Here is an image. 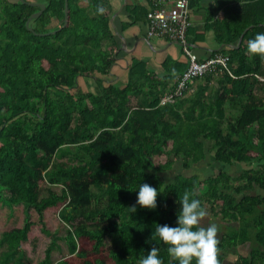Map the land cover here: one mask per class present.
<instances>
[{
	"label": "trees",
	"instance_id": "16d2710c",
	"mask_svg": "<svg viewBox=\"0 0 264 264\" xmlns=\"http://www.w3.org/2000/svg\"><path fill=\"white\" fill-rule=\"evenodd\" d=\"M42 1L30 31L26 22L39 8L0 0V195L5 191L6 202L25 215L22 226L1 234L0 264H32L23 248L31 210L50 237L36 264H72L52 261L60 238L43 220L56 206L68 255L78 264H139L152 246L163 264H179L155 223L176 222L185 190L229 224L218 239L220 264L244 244L248 254L231 264H264V56L247 51L249 38L264 32V0H238L214 27L218 42L229 46L220 52L232 76L207 73L190 93L164 104L177 84L171 72L159 78L139 61L122 86L99 78L116 60L109 0H68L65 26V1ZM53 19L59 25L50 28ZM79 77L94 79L96 91L80 89ZM208 155L221 166L213 176L161 177L174 163L189 169ZM161 156L165 161L154 164ZM236 164L246 167L231 176L227 167ZM144 182L161 191L155 209L136 204ZM82 240L89 251L79 248Z\"/></svg>",
	"mask_w": 264,
	"mask_h": 264
},
{
	"label": "crops",
	"instance_id": "0c3cea01",
	"mask_svg": "<svg viewBox=\"0 0 264 264\" xmlns=\"http://www.w3.org/2000/svg\"><path fill=\"white\" fill-rule=\"evenodd\" d=\"M29 1L44 4L42 0ZM236 2L238 0H216L215 3L212 0H192L187 43L198 60L207 59L213 53H224L220 51L229 48L218 42L214 27L217 22H222L229 16L231 9L237 5ZM133 8L140 9L134 17L131 14ZM147 10L148 0H109L110 23L115 34L117 50L116 60L109 73L99 75L102 82L124 85L130 67L139 61L144 62L159 78L171 72L173 75L170 76L174 77L172 82H176L180 74L186 70L188 57L183 53L180 44L147 36L145 16ZM50 25L54 28L59 22L53 19ZM241 39L242 37L235 47H238ZM105 76L108 80H105ZM90 79L79 77L77 82H90Z\"/></svg>",
	"mask_w": 264,
	"mask_h": 264
},
{
	"label": "clouds",
	"instance_id": "9594fccd",
	"mask_svg": "<svg viewBox=\"0 0 264 264\" xmlns=\"http://www.w3.org/2000/svg\"><path fill=\"white\" fill-rule=\"evenodd\" d=\"M98 11L103 13L105 8L100 5ZM247 51L264 56V32H257L249 38ZM136 189V204L150 209L157 207V196L161 192L159 188L144 182L139 183ZM178 203L180 207L174 224L155 223V234L167 244L169 255L176 258L179 264H191L194 258L196 264H220L217 237L219 226L216 223L207 226L201 224V219L208 214L206 207L188 190L184 191L182 197H178ZM135 207V204L132 205L133 211ZM159 251L158 247L152 246L146 255L139 258V264H163Z\"/></svg>",
	"mask_w": 264,
	"mask_h": 264
},
{
	"label": "rangeland",
	"instance_id": "374dc122",
	"mask_svg": "<svg viewBox=\"0 0 264 264\" xmlns=\"http://www.w3.org/2000/svg\"><path fill=\"white\" fill-rule=\"evenodd\" d=\"M54 22V21H53ZM50 28H53V25H50ZM99 76V75H98ZM103 77V76H102ZM105 80H108V77H104ZM108 82H106L107 84ZM78 86L80 89L85 91H96V82L94 79H90V82H78ZM213 87H216L215 82L212 83ZM191 89V88H190ZM190 93V92H188ZM64 159H60L62 161ZM165 161V156L161 157H154L153 163L158 164ZM221 166L215 162L210 155L207 156V158L204 161H201L199 163H196L195 165H192L189 169L182 168L180 162L174 163L173 166L169 171L162 174L161 177L166 180L170 181L176 174H182L185 176L190 175H198L201 179L207 178L209 176H213L217 173L218 168ZM246 166L244 164H236L230 167H227L228 173L231 176L237 175L242 168H245ZM56 191H59L58 187H55ZM7 194L6 192H2L0 195V236L4 231H9L15 227L22 226L23 219L25 218L22 206H12L6 202ZM205 207L208 211V214L201 219V224L203 226H207L210 223H216L219 226V231L217 233V237L221 236V233L223 232L224 228L226 226H229L226 221H223L220 216H214L211 213V209L209 205L205 204ZM59 207H52L47 209L44 212V223L46 228L51 232L54 233L58 238L57 240V247L52 252V261H57L61 258L66 257L72 264H78L79 259H77L73 255H68L67 247L65 244V241L63 240V237L66 234L67 226L65 223H63L59 216ZM31 220L34 222V225L32 226L30 233L28 234V241L23 244V248L25 249V252L29 259L31 260L32 264H36L38 261L44 258L45 250L47 246L50 243V237L46 234H44L41 231V227L38 223L37 215L36 213L31 210ZM79 248H82L86 251L90 250V245L88 242L82 240L78 242ZM249 244H244L242 246H239L236 249H231L226 254V259L224 264H231L234 262L235 258L238 257V255H247L249 252ZM5 249L0 246V255L4 253ZM92 255L89 254V257Z\"/></svg>",
	"mask_w": 264,
	"mask_h": 264
},
{
	"label": "built area",
	"instance_id": "2783aa9c",
	"mask_svg": "<svg viewBox=\"0 0 264 264\" xmlns=\"http://www.w3.org/2000/svg\"><path fill=\"white\" fill-rule=\"evenodd\" d=\"M192 0H148L146 13L147 36L163 38L181 45L183 53L188 57V66L177 79L173 92L164 95L161 103L172 102L176 97L191 92L194 80L207 73H227L229 57L214 54L207 59L198 60L187 43V30L190 26L189 12Z\"/></svg>",
	"mask_w": 264,
	"mask_h": 264
},
{
	"label": "water",
	"instance_id": "95a60500",
	"mask_svg": "<svg viewBox=\"0 0 264 264\" xmlns=\"http://www.w3.org/2000/svg\"><path fill=\"white\" fill-rule=\"evenodd\" d=\"M14 1H18L20 3H25L27 5L39 8V10L37 12H35L34 14H32L28 18V20L26 22V28L29 29L30 31H32V29H31V27L29 25L30 21L35 19V18H37V17H39L42 14V12L45 9V5L42 4V3L30 2V1H27V0H14ZM64 1L65 2H64V18H63L64 24H63V26H65L67 24V20H68V0H64ZM51 33H54V31H52Z\"/></svg>",
	"mask_w": 264,
	"mask_h": 264
}]
</instances>
